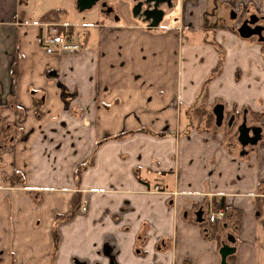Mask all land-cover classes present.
<instances>
[{
  "label": "crops",
  "instance_id": "obj_1",
  "mask_svg": "<svg viewBox=\"0 0 264 264\" xmlns=\"http://www.w3.org/2000/svg\"><path fill=\"white\" fill-rule=\"evenodd\" d=\"M47 1L0 0V264H221L224 243L229 264H264V41L207 25L233 1L264 29V0H159L156 28L126 4L67 22ZM56 10L79 53H45ZM200 105L260 141L197 129Z\"/></svg>",
  "mask_w": 264,
  "mask_h": 264
},
{
  "label": "rangeland",
  "instance_id": "obj_2",
  "mask_svg": "<svg viewBox=\"0 0 264 264\" xmlns=\"http://www.w3.org/2000/svg\"><path fill=\"white\" fill-rule=\"evenodd\" d=\"M138 1H145V0H138ZM135 0H118V2H115L114 0H108L109 6L119 12L121 9L122 4H126L129 6L131 9V12L133 15H136L135 13V7H133ZM47 4L51 6L52 8H64L68 10V15L64 13L62 15V18L65 19L67 22H74L75 19L77 18V13L79 11L78 3L76 0H48ZM102 4H99L95 6L94 9H91L89 13H94L95 17L98 18L101 15L102 11ZM37 6V8H36ZM43 4L38 0L35 4H33V7L35 10H39L42 7ZM136 6V5H135ZM209 12H207V25L208 26H215L216 29H221V28H227L228 30L234 31L236 35L239 36L238 34V29L242 26L244 23L245 19H249L251 15H257L252 7H249V10H245L242 8H239L238 6L235 5V3L232 1L231 4L229 5H223L220 4L219 2L217 4H214L213 6H209ZM146 9L143 11L142 14H145ZM141 14V15H142ZM87 17V16H86ZM84 16H79V21L77 23L81 24H88L91 23L92 19L86 18ZM259 16L257 15V18ZM260 24L261 20L260 17L258 18ZM76 31H79L83 33L84 29H77ZM264 32V31H263ZM81 35V34H80ZM264 35V33H262ZM79 35H75V38L77 39ZM255 40L258 38L254 37ZM226 123V122H225ZM237 127L232 131V135L234 133H237ZM225 133H228L227 130ZM231 137V136H230Z\"/></svg>",
  "mask_w": 264,
  "mask_h": 264
},
{
  "label": "built area",
  "instance_id": "obj_3",
  "mask_svg": "<svg viewBox=\"0 0 264 264\" xmlns=\"http://www.w3.org/2000/svg\"><path fill=\"white\" fill-rule=\"evenodd\" d=\"M42 47L47 55L55 54H77L81 47L72 40L71 29L68 25L60 23H48L44 25V33L41 41ZM159 192V188H156ZM81 212H87V203L81 206ZM207 222L218 225L226 219V213L223 209H209L206 212Z\"/></svg>",
  "mask_w": 264,
  "mask_h": 264
},
{
  "label": "trees",
  "instance_id": "obj_4",
  "mask_svg": "<svg viewBox=\"0 0 264 264\" xmlns=\"http://www.w3.org/2000/svg\"><path fill=\"white\" fill-rule=\"evenodd\" d=\"M62 13H63V11H61V10L50 11L46 15L43 16L42 20H43V22H47V23H60V17L62 15ZM190 116L195 121L196 128L199 130L203 129V130H214L215 131L218 129L215 116L208 111V108L205 105H200L197 108L192 109ZM232 116L236 117V115H234V114H227L228 119H231ZM224 129L226 131V127ZM255 129H256L255 130V137L247 139V137H246L247 135H245V137H241L240 141L244 144H256V143H258L260 141L261 130L259 128H255ZM229 133H231V132H229ZM82 169L83 168H81V169H79V171H77V177L78 178L81 175ZM219 209H223L226 213V219L222 222V223H224L228 219L227 209H225L223 204H220L219 206H217L215 210H219ZM208 225H210V227H211L212 237L215 239H219L221 236L222 230L220 229L221 227H218V226H222V224H219L217 226L215 224L208 223ZM227 248L233 249L229 244L224 243L220 247V252L222 250L227 251ZM227 252H228L227 253L228 254L227 260H228V258H230L235 252L232 254H231V250H229Z\"/></svg>",
  "mask_w": 264,
  "mask_h": 264
},
{
  "label": "water",
  "instance_id": "obj_5",
  "mask_svg": "<svg viewBox=\"0 0 264 264\" xmlns=\"http://www.w3.org/2000/svg\"><path fill=\"white\" fill-rule=\"evenodd\" d=\"M99 0H77L78 3V7L81 11H85L88 10L90 8H92ZM158 6L159 5H155L154 9L158 10ZM152 11V10H147L145 12V16L146 18L152 21L151 24V28H156L160 22L162 21L163 18V11ZM156 12H158L160 15L157 17L156 16ZM259 22L258 18L256 16H252L249 20L244 21V23L242 24V26L238 29V34L242 39H250L251 37H258L261 41H264L263 38V31L264 29L260 26H257L255 28H253V25H256ZM214 116L216 118V122L217 124L220 126L223 123V119H224V107L221 105H218L214 108L213 110ZM202 218H203V212H198L197 213V220L199 223L202 222ZM234 238L233 236L229 237V242L230 243H234ZM229 248V247H228ZM227 251L231 250V254L235 252V249H228ZM225 250H222L220 252L221 255V264H229L227 262V256H228V252Z\"/></svg>",
  "mask_w": 264,
  "mask_h": 264
},
{
  "label": "flooded vegetation",
  "instance_id": "obj_6",
  "mask_svg": "<svg viewBox=\"0 0 264 264\" xmlns=\"http://www.w3.org/2000/svg\"><path fill=\"white\" fill-rule=\"evenodd\" d=\"M99 4H102V10L105 11V13H109L112 8L109 6V3H108V0H99L94 6H97ZM155 5H159L158 6V10L154 9V6ZM161 4L159 3V0H145V1H137V4L135 6V13H136V16H140L143 11L146 9L147 10H152V11H162L161 9ZM160 14L158 12H156V16L158 17ZM252 16H250L251 18ZM249 18V19H250ZM249 19H245L246 20H249ZM257 26H260V22H258L256 25H253L252 27L255 28ZM263 28V27H262ZM226 122V123H225ZM222 126H224V128L226 127V130L228 132V135L227 136H231V137H238L239 140L241 139V137H245V135H247V139H250L252 137H255V128L254 126L252 127H249L248 124H246L245 122V119L242 120L241 123L238 124V121L236 119L235 116H232L231 119H228L227 116L226 118L224 117L223 119V123L221 124ZM237 127V133H234V135H232V133H229V132H232L234 131V129ZM248 129V130H247ZM260 137H262L261 133H260ZM241 142V141H240Z\"/></svg>",
  "mask_w": 264,
  "mask_h": 264
}]
</instances>
